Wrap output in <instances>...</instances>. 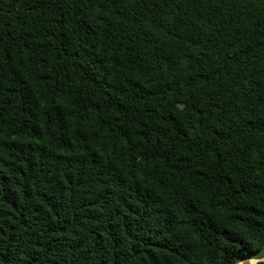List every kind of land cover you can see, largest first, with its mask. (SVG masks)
Masks as SVG:
<instances>
[{
  "label": "trees",
  "instance_id": "1",
  "mask_svg": "<svg viewBox=\"0 0 264 264\" xmlns=\"http://www.w3.org/2000/svg\"><path fill=\"white\" fill-rule=\"evenodd\" d=\"M263 245L264 0H0V264Z\"/></svg>",
  "mask_w": 264,
  "mask_h": 264
},
{
  "label": "water",
  "instance_id": "2",
  "mask_svg": "<svg viewBox=\"0 0 264 264\" xmlns=\"http://www.w3.org/2000/svg\"><path fill=\"white\" fill-rule=\"evenodd\" d=\"M245 261H247V264H250L252 262H254V264L264 262V245L260 249L252 252L251 254L243 258H239L237 260V264H244Z\"/></svg>",
  "mask_w": 264,
  "mask_h": 264
},
{
  "label": "snow or ice",
  "instance_id": "3",
  "mask_svg": "<svg viewBox=\"0 0 264 264\" xmlns=\"http://www.w3.org/2000/svg\"><path fill=\"white\" fill-rule=\"evenodd\" d=\"M244 264H247V261H245Z\"/></svg>",
  "mask_w": 264,
  "mask_h": 264
},
{
  "label": "bare ground",
  "instance_id": "4",
  "mask_svg": "<svg viewBox=\"0 0 264 264\" xmlns=\"http://www.w3.org/2000/svg\"><path fill=\"white\" fill-rule=\"evenodd\" d=\"M250 264H254V262L250 263Z\"/></svg>",
  "mask_w": 264,
  "mask_h": 264
}]
</instances>
